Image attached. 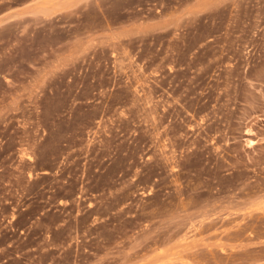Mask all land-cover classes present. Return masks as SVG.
<instances>
[{
  "label": "rangeland",
  "instance_id": "374dc122",
  "mask_svg": "<svg viewBox=\"0 0 264 264\" xmlns=\"http://www.w3.org/2000/svg\"><path fill=\"white\" fill-rule=\"evenodd\" d=\"M0 264H264V0H0Z\"/></svg>",
  "mask_w": 264,
  "mask_h": 264
}]
</instances>
